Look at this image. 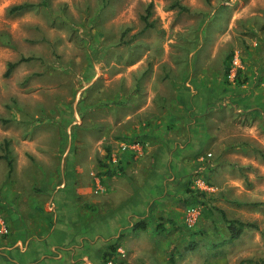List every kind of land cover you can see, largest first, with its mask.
Instances as JSON below:
<instances>
[{"label": "rangeland", "instance_id": "374dc122", "mask_svg": "<svg viewBox=\"0 0 264 264\" xmlns=\"http://www.w3.org/2000/svg\"><path fill=\"white\" fill-rule=\"evenodd\" d=\"M105 73H120L118 124L93 108ZM80 103L97 122L81 127ZM70 133L99 168L87 162L63 207L23 170ZM5 140L20 166L0 169V199L12 178L25 196L0 204V264H264V0H0V153ZM185 143L195 156L171 171ZM101 163L123 169L107 177ZM220 211L257 228L229 240ZM61 213L70 241L35 244Z\"/></svg>", "mask_w": 264, "mask_h": 264}, {"label": "crops", "instance_id": "0c3cea01", "mask_svg": "<svg viewBox=\"0 0 264 264\" xmlns=\"http://www.w3.org/2000/svg\"><path fill=\"white\" fill-rule=\"evenodd\" d=\"M105 74L107 75L106 85L105 87L103 86V84L100 86L101 93H103V95L101 96V99L97 103L93 104L94 106L93 105L92 106L94 109L99 108L98 117H101V120L102 118L110 114L111 121L112 122L115 121V123L118 124L119 115H120L119 113V110H120L119 108V101H120L119 74L120 73H105ZM130 77L134 78L132 75ZM87 107H91V106H87ZM79 108H80L81 113L77 114V116H79L80 119H81V115L83 116L81 127L84 126V124H87V122H89V125H92L95 122H97L96 121L97 118L95 117H93L95 119H91L93 121H88L90 119L88 115L92 112L88 113V111H86L85 104L80 103ZM75 122H77L76 116L74 113L71 112L70 124L71 123L74 124ZM194 133H195V125L193 121L192 133L190 137L191 143L195 141ZM81 140H82V136H79L76 133H70L67 135L65 140L58 139L56 143L49 145V148H51L50 150L49 148H47L48 150H44V151L49 152L51 155L47 152L41 153L42 151L36 150L38 147L37 143L40 141L38 139L23 135L21 136L20 139L17 140V142L19 141L21 142L20 146L22 145L23 152L25 150L38 151L37 153L39 154V157H40L39 162H36L37 160L33 161L32 163H29L31 161L29 162L24 161L26 165L25 167L27 168H25L23 171L27 173V175L38 174L40 176L38 177L37 181H39L40 186L43 185V190H41V195H47L48 193L52 195L53 196L51 198L52 202H54V204L57 206L64 207V206H71L72 203L75 204L74 202H75L76 197L74 195V190H75L76 177H78L81 174H86L87 162L89 163L91 161L93 163L94 169H96L97 166L99 168V163L96 165V154L94 152L88 156L86 161L85 160L81 161V159L78 157L81 154L80 152L83 151V150L81 151L78 150L79 149L78 143ZM65 142H68L69 146H64L63 143ZM190 145H191L190 143H187V144L185 143L182 146H179L178 149H175V151L171 153V157H170L171 171L173 170L174 159L177 156H180L184 159H188L189 157L195 156L194 145H191V146ZM43 146L47 147V145H43ZM1 154L3 153H0V155ZM10 154H11V151H10ZM85 155H86V152H85ZM11 157L13 158L12 155ZM47 162L49 163L46 164ZM19 166L20 165L18 163L16 164V161L13 158V170L11 174L12 176H14L16 172L18 173L17 167ZM0 169L3 170V172H1V175L4 172L6 173V175L8 174L7 163L2 158H0ZM166 170H167V167L165 168V171ZM168 171L169 170H167V172ZM46 175H48V177H46ZM55 175H58V176L62 175V178L64 180V185L62 187L59 186L61 184V181L60 182L57 181V183H53L54 181H52V179L55 177ZM50 184H52L53 186H51V188H48ZM1 191L3 192L2 196H4L5 199H3L4 201L0 199L1 200L0 204L2 203L7 204V203H10L9 198H11L10 199L11 201L12 199H14V196H17V192L21 190L17 186L14 178H12L11 181H9L8 183L7 182L5 183V187L1 188ZM29 194L31 195L30 197H29ZM29 194L25 198L29 200L30 204L32 205L41 204V202L39 201L40 200L39 196L35 198L37 195L31 194V193ZM50 195H47L46 199H49L48 196ZM24 196L25 195L22 193L19 194L17 196L16 203H18V200H21L22 197ZM43 201L44 202L46 201L45 198L43 199ZM42 213H43V216L45 217L46 213L44 212ZM62 215H63V218H59V216L55 217L54 224L50 227V229L47 232H42L38 234L41 237L37 236V238L35 239L36 240L35 244L39 245L38 243H40V245H42V242L45 241L46 239V241H48V244L46 246L42 245V247L45 248V247H50V246L53 247L55 245H60L62 243H65L66 241H70L69 237L71 236V234H69V232L71 230L67 229L68 223L70 220V215H64V214ZM39 246L34 245L33 247L35 248Z\"/></svg>", "mask_w": 264, "mask_h": 264}, {"label": "trees", "instance_id": "16d2710c", "mask_svg": "<svg viewBox=\"0 0 264 264\" xmlns=\"http://www.w3.org/2000/svg\"><path fill=\"white\" fill-rule=\"evenodd\" d=\"M152 6H153V3L149 2L147 7L145 8L144 14L141 15V20L144 23L143 30H147L148 28H153L154 27V21L149 20L150 16L152 15ZM24 7H25V5H23V4L16 5V6L11 7L10 10L11 11L21 10ZM171 7L172 8L178 7L181 10H185L186 9L184 6L180 5V3L177 2V1L175 3H173V4H171ZM26 60H29V58L21 57V58H19L18 60L14 61V62H8L7 63V68H6L5 72H4V76L5 77L10 76L11 72L13 71V69L20 62H23V61H26ZM2 150H3V154L0 155V158L4 159L6 161L7 166H8V176H11L12 170H13V158L11 157V154H10V150H9V147H8V141H6V140L4 141V145H3ZM262 156L264 158V155H262ZM108 159H109V155H108ZM101 165L103 167L102 170H104L103 174L105 176H107V177L108 176H113V175H118L123 169L121 165L117 166L116 168H113L112 166H109L107 163H101ZM220 213H221L223 221L226 223V227H227L228 232H229V238H228L229 240H235V239L239 238V236L247 228H257L255 223L245 222V221H242V220H239V219H230V218H227L225 216L223 211H220ZM203 214L205 215V217H208L210 214H212V211L210 209H205L203 211ZM145 226H146V223L143 220L137 221L135 223V228H145ZM110 247L112 248L113 245H109V248ZM106 254L107 253L104 252L103 256H106Z\"/></svg>", "mask_w": 264, "mask_h": 264}]
</instances>
